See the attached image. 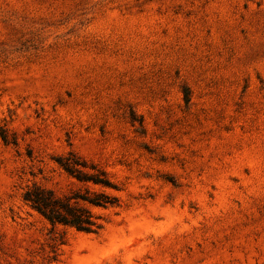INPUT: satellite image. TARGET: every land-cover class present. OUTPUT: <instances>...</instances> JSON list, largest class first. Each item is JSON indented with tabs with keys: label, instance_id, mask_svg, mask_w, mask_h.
<instances>
[{
	"label": "rangeland",
	"instance_id": "374dc122",
	"mask_svg": "<svg viewBox=\"0 0 264 264\" xmlns=\"http://www.w3.org/2000/svg\"><path fill=\"white\" fill-rule=\"evenodd\" d=\"M70 151L98 234L23 201ZM0 264H264V0H0Z\"/></svg>",
	"mask_w": 264,
	"mask_h": 264
},
{
	"label": "trees",
	"instance_id": "16d2710c",
	"mask_svg": "<svg viewBox=\"0 0 264 264\" xmlns=\"http://www.w3.org/2000/svg\"><path fill=\"white\" fill-rule=\"evenodd\" d=\"M55 162L82 184L83 189L60 197L52 189L33 185L24 191L23 201L46 220L52 229L63 227L84 234H98L103 229V222L93 209L114 207L118 203L116 197L92 188H115L107 172L73 151L58 156Z\"/></svg>",
	"mask_w": 264,
	"mask_h": 264
}]
</instances>
